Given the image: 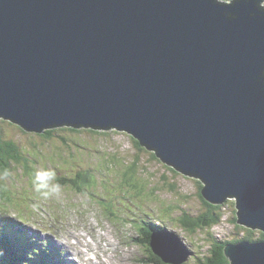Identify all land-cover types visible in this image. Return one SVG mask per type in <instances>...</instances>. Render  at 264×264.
Segmentation results:
<instances>
[{"label":"water","instance_id":"water-1","mask_svg":"<svg viewBox=\"0 0 264 264\" xmlns=\"http://www.w3.org/2000/svg\"><path fill=\"white\" fill-rule=\"evenodd\" d=\"M263 0H0V118L124 131L264 233ZM164 262L192 252L151 234ZM264 264V241L224 246Z\"/></svg>","mask_w":264,"mask_h":264},{"label":"rangeland","instance_id":"rangeland-1","mask_svg":"<svg viewBox=\"0 0 264 264\" xmlns=\"http://www.w3.org/2000/svg\"><path fill=\"white\" fill-rule=\"evenodd\" d=\"M261 4L264 6V0ZM50 129L48 137L0 118L1 138L13 140L19 154L27 159V163H11L0 171V225L5 221L3 216L21 220L20 225L36 241L52 245L53 239L66 244L68 240L74 242L73 235L82 228L89 231L91 227L113 224L133 230L139 237V228L152 222L176 233L193 251L182 264H199L197 258L208 254L213 239L231 241L247 235L253 239L260 236L258 229L235 222V201L230 197L218 209L217 224L193 233L182 228L183 213L196 216L205 210L198 195L202 183L160 161L152 151L137 145L131 135L115 129ZM131 164L134 168H129ZM42 168L55 172L52 183L60 185L59 192L45 196L47 189L36 190L35 173ZM81 173H86L94 184L90 182L78 189L70 181L63 183ZM105 207L110 208V218L104 214ZM111 242L116 244L112 239ZM132 249L144 258L138 264H154L145 262L150 259L147 247L135 243ZM55 252L60 264H67L62 259L66 249Z\"/></svg>","mask_w":264,"mask_h":264},{"label":"trees","instance_id":"trees-1","mask_svg":"<svg viewBox=\"0 0 264 264\" xmlns=\"http://www.w3.org/2000/svg\"><path fill=\"white\" fill-rule=\"evenodd\" d=\"M75 129H78V128H74V130ZM51 133H52V130L48 129L45 132H43L41 135L49 137ZM136 143L137 145H140L137 140H136ZM19 153H20L19 147L13 140H3L0 136V171H5L6 168L10 166L11 163L21 162L22 160H24L25 163H27L26 162L27 159L25 157H22ZM130 167L134 168V164L129 165V168ZM26 168H28V166H26ZM88 180L89 179H87L86 173H81V174H78L75 178L64 179L63 183L66 184V181H70L74 185L75 188L76 187L81 188V186L86 184ZM202 186H203V183L199 187L198 195L204 201L205 210L196 216H190L188 213H183V216L180 219V224L182 228L192 233L195 232L197 229L210 228L213 225L217 224L219 221L220 215L218 214L219 213L218 209L221 206V204L211 203L210 201L206 200L203 197L202 192H201ZM236 220H237V216H236ZM159 227L160 226L154 225V223L151 222L150 224L145 225L142 229L140 228L138 241L140 242L141 245L147 247V250L150 255L149 257L150 259H148L150 263L171 264V263H166L163 260H161L156 254L153 253L151 246H150L151 231L156 230ZM242 239H245L247 241L248 240L249 241H252V240L264 241V233L260 231V236L258 238L253 239L251 236L247 235V236H244V238ZM236 241H239V240H231V241H220L216 239L211 240L208 254L202 258H197L198 263L199 264H229V260L224 254V246L227 243H232ZM8 243L10 242L7 240V237H5V231L1 232L0 233V264H20L23 261L25 253L22 251L19 254L17 252V249L14 247H10ZM29 243H31V241L29 240L20 242L23 248L27 250L31 249V244ZM43 258H45V255L43 256ZM31 264H37V263L33 260ZM40 264H48V263L41 262Z\"/></svg>","mask_w":264,"mask_h":264},{"label":"bare ground","instance_id":"bare-ground-1","mask_svg":"<svg viewBox=\"0 0 264 264\" xmlns=\"http://www.w3.org/2000/svg\"><path fill=\"white\" fill-rule=\"evenodd\" d=\"M11 223H9L8 227L14 230L13 232L14 235H17V233L18 234L24 233L19 235L32 234L31 232L25 230L23 227ZM110 233H111V229L108 228L104 233V235L102 236L103 239L107 242L106 243L107 247L104 249L100 248L99 244L94 246L95 248L91 247L90 243L84 237L78 238L77 245L75 247L70 246L62 241H59L58 244L55 242H51L52 245H48V243H46V246H52L48 248L51 252H54L62 247L65 248L66 253L63 256L65 260L64 259L63 260L67 261L68 264H138L140 261L144 260V258L135 255L131 251L130 246L128 248L125 247V244L134 245L132 241L130 244L128 240L121 239L120 241H116V244H113L111 242L112 236H110ZM74 236L79 237L76 235ZM100 240L102 241V238H100ZM137 240L138 238L135 237L133 241H137ZM82 246H84L85 249H82ZM121 249L122 252H120ZM72 251H74V253ZM72 255L77 256L80 262L78 260L73 259ZM31 256L32 258L31 257L25 258L23 264H30L34 259H39L41 253L40 251L36 250L33 254H31ZM69 257H71L72 261L69 259ZM54 263L60 264V261H56Z\"/></svg>","mask_w":264,"mask_h":264},{"label":"clouds","instance_id":"clouds-1","mask_svg":"<svg viewBox=\"0 0 264 264\" xmlns=\"http://www.w3.org/2000/svg\"><path fill=\"white\" fill-rule=\"evenodd\" d=\"M55 172L48 169H40L35 173V187L39 192L41 190L47 189L48 191L44 192V195L47 196L49 192L57 193L60 191V185L52 183L55 180Z\"/></svg>","mask_w":264,"mask_h":264}]
</instances>
